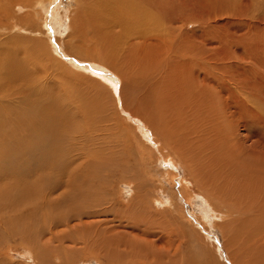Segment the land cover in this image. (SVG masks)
<instances>
[{
    "label": "bare ground",
    "instance_id": "bare-ground-1",
    "mask_svg": "<svg viewBox=\"0 0 264 264\" xmlns=\"http://www.w3.org/2000/svg\"><path fill=\"white\" fill-rule=\"evenodd\" d=\"M75 1L77 21H101L96 25L104 35L102 50L97 51V63H101L86 62L83 55L95 54L66 44L71 56L68 61L79 54L81 59L71 64L87 76H70L61 70L64 77L83 80L80 84L84 86L80 90L63 87L58 94V86L50 79L52 70L47 71V62L43 63L47 50L42 45L58 47L52 37L61 40L59 32L66 29L67 19L74 18V10H64L60 0H0V31L10 30L1 35L0 42V255L10 249L6 245L2 250L4 241L15 238L44 264H55L51 261L56 258L58 264L89 259L98 264H219L210 256H191L187 262L177 259L186 242L185 230L156 232L150 211L146 215L144 207L133 212L139 201L133 211L131 204L118 208L99 192L103 174L111 173V162L105 154L107 138L91 131V119L96 120L97 113L106 109L101 95L107 96V91L100 86L105 84L120 97L119 109L130 119L128 123L133 121L137 126L125 131L142 130L156 150L166 149L195 167L205 166L203 176L211 171L222 179L221 186L211 181L212 187H220L216 195L214 188L204 185L211 198L227 208L225 217L246 214L245 224L256 237L255 256L253 253L247 263L241 255L236 256L237 250L230 249V260L224 263L264 264V138L256 127L248 129L236 143L230 137L234 135L233 123L234 127L245 124L238 117L242 115L252 114L254 126L262 125L264 130L258 111H264V12L256 17L251 13L255 3L264 10V0ZM28 8L35 9L25 13ZM185 18H198L206 27L189 33ZM109 20L123 27L120 32L125 35L131 61L118 54L117 42L108 40ZM155 22L163 23L167 35L154 38ZM219 28H229L230 32L217 35ZM20 30L38 38L11 35ZM230 59L245 66H233ZM47 61L51 69L53 62ZM103 65L118 75L120 88L118 79ZM251 73L262 76V82L254 83ZM89 87L96 91L93 96ZM236 88L242 92L236 94ZM230 102L237 104L236 109ZM233 116L238 117L234 122ZM145 134L139 135L143 144ZM195 167L190 168L192 173ZM207 199L201 211L215 218L216 207ZM230 222L226 225L227 240L238 242L241 231L236 232Z\"/></svg>",
    "mask_w": 264,
    "mask_h": 264
},
{
    "label": "rangeland",
    "instance_id": "rangeland-1",
    "mask_svg": "<svg viewBox=\"0 0 264 264\" xmlns=\"http://www.w3.org/2000/svg\"><path fill=\"white\" fill-rule=\"evenodd\" d=\"M60 2L64 10L65 9H69V10L71 9V11L74 10L73 12L75 13L74 18L70 19V21L69 19H67L68 21H66L64 25L66 29L64 28L61 32H59L60 33L59 35H61L60 37L61 40H59V38L56 35H53L54 37H52V40L56 43L55 46H58L57 48L52 49L51 46H49V44L42 45L43 47L44 46L46 47L45 51L47 50L45 52V56H43L42 58L44 60L43 63L47 62V65H48L47 71L49 70L54 71V72L51 71L52 77H50V79H52L51 81L58 86V94L63 92L62 91L63 87L68 90H71L72 87L75 90H80V88L84 86L83 84H80L83 80H80L76 77H73L72 79L67 76L64 77L63 72H61V70L65 71L70 76H75V75L80 76L81 74H82L81 76L83 77H85V75L87 76V74L83 73L80 70H77V68H75L74 65H72L74 64V62H76V61H73L74 59L76 60L81 59V57H79V54L73 55L75 56L73 57L74 59L72 61H68L70 60L71 56H69V54L66 51L67 48H65L64 46L67 44L68 47L70 46L74 47L79 51L82 50L83 52H92V54H95V55H91V56L90 54L88 56L83 55L84 58L87 60L86 62L100 64L101 62L97 63V61H100L99 60L100 56L97 55L98 54L97 51L102 50V46L104 45V43H102V39H104V35L100 34L96 28V25L98 27L101 21L95 22V20L92 21L91 19H90L91 22L86 19L83 21L82 20L77 21L75 19V17H77L76 10L78 11V8H77L78 6H77L76 1L75 0H60ZM260 6L261 4L258 5L257 3H255V5H253V7L251 8L252 9L251 13L254 17L259 15L261 12L263 14L264 10L262 7H261L262 10H261ZM34 9L35 8H32V9L28 8L26 9L27 11H25V13L28 11H32ZM185 20H187L185 22L187 23L185 29L189 33H193L194 31L198 33L200 30H202V28L204 29L206 27V23L200 21L198 18L196 19L195 18L194 19L185 18ZM34 21L35 20H33V22ZM29 23L30 22H27V25H29ZM78 23L79 25L80 24L81 25L79 26ZM251 24H254V23H251ZM106 25H109L108 26L109 31H107V34L108 33L110 34L108 35L106 34L108 36L107 38H109L108 40H110L111 42L113 41L115 43L117 42L119 44L118 47L116 48L118 50V54L121 56H124V59L131 61L132 56L130 55V52L127 51L128 48L126 47L127 43L125 42V39H126L125 35L121 34L120 32L121 29L123 28L121 24L118 22L113 23L111 20H109L107 21ZM253 26L254 25H252V27ZM154 27H155V30L153 32L154 38H157L158 35H159L158 37H160L162 34L167 35V32L162 22H155ZM71 28L73 29L72 36H71L72 38L69 40L67 35L69 34V31L71 30ZM8 31L10 30H5V32H2V30L0 31V42H2L3 37H4V36L1 37V35L4 33L8 34L9 33ZM225 31L230 32L229 28H226V29L219 28L218 30H216L215 33L217 35H220L221 33L224 34ZM239 33H240V30H238V34ZM12 34H18L23 37H30L34 39L38 38V36L31 34L29 32H26L24 30L16 31L15 33L11 32V35ZM116 38L118 41L116 40ZM134 41H137V40L135 39ZM64 51H66L65 54H67L68 56L64 55ZM69 51L71 52V49H69ZM237 53H240V51L236 52V54ZM47 59H50L53 62L51 69H50V64L48 63ZM233 60L234 59H230L233 66L234 65L235 66L237 65L245 66V64L241 62L234 61L233 63ZM125 63H128L129 67L133 66L130 64V62H125ZM103 66H105L106 69H108L113 74L114 78L118 79V84L120 88V79L118 75L115 73V71L109 68L110 66L108 67L106 65H103ZM122 67L124 69H127L124 65H122ZM48 74L50 73L48 72ZM249 75L256 79L254 83L257 84L258 82H262L261 81V79L263 78L262 76H256L255 73H251ZM87 83L90 84V81H87ZM100 86L103 87L107 91L106 92L107 96L101 95V100L105 103L104 105H106V109L102 113H97L96 120L95 118L91 119V122H92L91 126H93L94 130H91L90 128L89 130L93 131V133L95 134H104L103 136L107 138L105 140L106 142L105 147H107L106 148L107 152L105 151V154L106 156L109 155L108 161L111 162L109 165L111 173L107 174V171H106L103 174L104 176H103L102 184L97 187L98 190H100L99 192L103 194L106 201L109 203H113V204L117 203L116 205L118 208H121V206L125 204H128V205L131 204L130 206L132 207L131 208L132 211H133V208L137 205L136 203L139 201L137 208L136 209L134 208L135 210L133 212L135 211L139 212L144 207H145L146 215L150 211L151 225L153 228H155L154 231L156 232L161 231V229L162 230L164 229L163 233L167 229L177 230V232L185 230L183 234L186 235V236L184 235L186 242L183 241V243L185 242V244L181 248L182 251H180L179 254L176 256L177 259L180 258L181 260L183 259L187 262L186 258L189 259L191 258V256L194 258H201V259L207 258L206 256H210L216 262L218 261L217 263L225 264L226 259L227 261L230 260L229 252L231 250L232 252L233 251L236 252L237 250V252L235 253L236 256L239 257L241 255L240 256L241 260L247 263L251 262V260L249 259H251V256H253V253H254L253 246H254V238L256 237L253 236L252 234L253 230L247 224H245L244 219L247 217L246 214L244 212H241L239 214L231 215V217L230 215L225 217V215H227V212H226L227 208H225V206L220 207V205L218 204L220 203L218 199L211 198L212 193L206 190L208 188L205 187V185L206 184L210 185L211 189L214 188L213 192H214V195H216L217 192H219L220 187L218 186H221L220 184H222V179H220L219 177H216V175H211L212 174L211 171L206 173V176H203L204 171H202V169L205 166L195 167V165L189 164L183 158H178L175 154H173L172 152H169L166 149H164L165 151L161 149L160 151L156 150V147L154 148L153 143L149 142V137L142 130L141 131L139 130L137 131V133H132V134L131 133L129 134L128 131H125L126 128L132 129L133 128L132 125H134V127H137V126L135 125L133 121H131V123H133L132 125L129 124L130 119L128 118V116L120 112L119 108L121 107L120 105L121 103H120V100H118L120 99V97L114 92L111 93L110 89L106 87L105 84H100ZM88 89H90V94L93 96V94H95L96 92L94 91V88L89 87ZM235 90H236V94L238 92L239 93L242 92L241 89L237 90L236 88ZM96 97L97 99L99 98L98 95H96ZM118 101L120 103L119 104L120 106L118 105ZM247 103L252 107L255 106L254 102L247 101ZM230 105L235 106L232 102H230ZM236 106L234 107L235 109H236ZM258 111H260L259 115L261 116L260 117L261 120L264 121V111H261V110H258ZM238 117L244 120L245 124L241 123L240 124L241 126H239L238 124V127L237 126L234 127V123H233V129L230 127L232 131L234 130L233 131L234 135L230 136L233 139V142L235 141L234 143H236L237 140L238 141L241 140V137L245 133H247L246 131L248 129L254 130L255 127H256L255 130L258 129V131H261L262 133L261 136L264 138V130L262 129V125L254 126L256 121L254 117L252 116V114L248 116L242 115ZM238 117L237 118L234 117L235 119L233 118V122L236 119H238ZM257 123L259 122L257 121ZM249 126H251V128H248ZM100 128L104 129L103 132L97 130ZM232 131L229 130V132H232ZM225 133L227 134V132ZM141 134H145L142 137L143 141L145 142L144 144L142 143V140L139 137V135ZM135 139L139 143H137ZM255 139L251 138L252 141H254ZM140 143L141 145L142 144L144 145V148L140 146ZM67 157L69 160V156ZM166 157H172L174 158V160L170 161V159ZM192 167H195V173H192V171H190L191 170L190 168ZM192 174L194 176H192ZM194 178H196L198 183L196 182V180H193ZM52 179H55V178L53 177ZM208 181L210 183H208ZM211 181L216 182L214 183V185H218V186H216V188L212 187L214 185H211L213 184ZM209 193L211 194V196ZM137 195L138 197H135V198L133 197ZM224 195L230 198L229 197L230 195L229 196L227 194H224ZM52 197L56 198L57 196L53 195ZM217 197L220 198L219 196ZM207 198H209L211 200L212 205L216 207V209L214 210L215 216H216V217L214 216L215 218H212L213 217V215H211L212 213L208 212L209 214L208 215V214H205L203 211H201L202 207L204 206L206 207L204 200H208ZM155 199L158 202L157 201L154 202ZM232 202L235 203V200H232ZM232 202H230V206L234 205ZM132 203H134V206L132 205ZM149 206L151 208H149ZM137 209H139V211ZM253 211L252 213H254ZM204 214L207 215L208 217H211L212 219H210L209 221V218H207V216L206 218H203L202 215ZM219 214L222 215L221 219H223L224 221L221 220L220 218H217L219 217ZM96 218L94 217L91 219L90 218H85V219L87 221H89V219L93 221ZM153 218H154V221L152 220ZM165 220L167 221L165 222ZM193 220L196 223L193 222ZM231 220L234 223L235 229L236 228L238 229L236 232L240 233L241 231L240 234H243L242 239L240 238L241 237L240 234L238 236L240 238V241L243 242V245H240L239 238H238V242L232 241L233 243L227 240L228 236L226 235H227L228 228L226 225L231 223L230 222ZM242 222L244 223L243 225H242ZM223 225H225L226 228ZM242 226H243V230H242ZM60 228L62 227L58 228V230H60L58 231L60 233L57 232L58 234H61ZM55 231H57V229ZM171 238L174 239L173 236ZM12 239H9L8 242H6V240L4 241L5 245H4V248H2V250H4L5 248L7 249V246H9L10 249H8L7 252H5V254L0 255L1 264H44L43 262L40 263L39 260L34 259L32 257L33 255H31L29 250L27 248H24L23 245H20L19 241H16L17 239L15 238H12ZM245 242H246V245H245ZM173 245L175 246V244ZM239 246H244L245 248L241 247L242 248L241 249ZM185 251L187 252L185 253ZM183 252L185 253L186 257L183 256L184 255ZM188 253H190L191 255ZM227 253L229 256L227 255ZM254 256H255V253H254ZM51 262L58 264L59 260L56 258V259H53ZM182 262L184 263V261ZM74 264H98V263L95 261V259H89L87 261H81V262L74 261Z\"/></svg>",
    "mask_w": 264,
    "mask_h": 264
}]
</instances>
